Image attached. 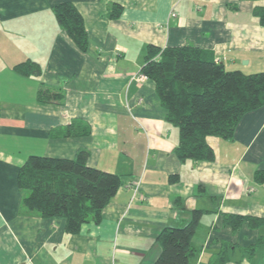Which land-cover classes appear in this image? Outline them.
Listing matches in <instances>:
<instances>
[{
  "label": "crops",
  "instance_id": "1",
  "mask_svg": "<svg viewBox=\"0 0 264 264\" xmlns=\"http://www.w3.org/2000/svg\"><path fill=\"white\" fill-rule=\"evenodd\" d=\"M65 1L84 16L86 50L57 22L53 7ZM114 2L124 6L117 19ZM257 6L264 0H0V264H154L160 229L184 225L195 209L205 212L189 264H209L223 241L234 244L226 264H264V243L251 260L240 248L264 236V224L246 221L234 232L223 219L264 217V182L255 178L264 169V106L241 118L233 138L208 137L214 160L183 161L154 83L137 78L148 44H193L229 69L264 70ZM26 59L41 63L39 77L15 71ZM41 82L62 88L65 102L40 103ZM73 118L91 133L63 134ZM80 148L90 151L89 165L121 174L123 184L101 222L70 233L65 220L23 207L17 177L31 154L74 157Z\"/></svg>",
  "mask_w": 264,
  "mask_h": 264
},
{
  "label": "trees",
  "instance_id": "2",
  "mask_svg": "<svg viewBox=\"0 0 264 264\" xmlns=\"http://www.w3.org/2000/svg\"><path fill=\"white\" fill-rule=\"evenodd\" d=\"M123 9L122 3H112L110 17L119 18ZM53 12L61 28L86 50L89 33L77 6L70 1L61 2L53 7ZM254 13L264 25V6H257ZM14 69L27 77H39L43 72L41 63L33 59L18 62ZM141 72L154 83L165 109V120L178 128L175 153L183 161L214 160L215 151L208 137L233 138L241 118L264 106V70L229 69L213 50L201 46L148 44ZM65 96L62 88L45 82L40 83L37 91L40 103L63 104ZM59 130L76 136L87 135L92 128L87 121L73 118ZM89 156L90 151L85 148H80L74 157L29 155L17 177L23 191V207L46 218L65 220V230L70 233L79 232L87 222H101L103 210L121 188L123 178L117 172L89 165ZM255 178L264 182V169L257 170ZM204 212V209H195L184 225H165L160 229L157 240L162 249L154 264L190 263L197 252L193 238ZM223 219L234 232L246 221L253 228L264 224V217L241 213L225 212ZM263 243L264 236H259L255 243L240 248L251 260ZM233 245L223 241L221 250L209 264L230 261L229 248Z\"/></svg>",
  "mask_w": 264,
  "mask_h": 264
},
{
  "label": "built area",
  "instance_id": "3",
  "mask_svg": "<svg viewBox=\"0 0 264 264\" xmlns=\"http://www.w3.org/2000/svg\"><path fill=\"white\" fill-rule=\"evenodd\" d=\"M137 78H139L141 80H144V79H148V76L145 73L140 72L139 74H137ZM138 187H139L138 184H136L135 186H133V188H134V196L137 193ZM18 264H32V261L28 258L24 262H21V263H18Z\"/></svg>",
  "mask_w": 264,
  "mask_h": 264
},
{
  "label": "rangeland",
  "instance_id": "4",
  "mask_svg": "<svg viewBox=\"0 0 264 264\" xmlns=\"http://www.w3.org/2000/svg\"><path fill=\"white\" fill-rule=\"evenodd\" d=\"M172 127L175 128L176 131H178V128H177V127H174V126H172ZM178 132H179V131H178ZM119 163H120V162H119ZM119 163H118V164H119ZM119 165H121V164H119ZM109 171H110V170H109Z\"/></svg>",
  "mask_w": 264,
  "mask_h": 264
}]
</instances>
